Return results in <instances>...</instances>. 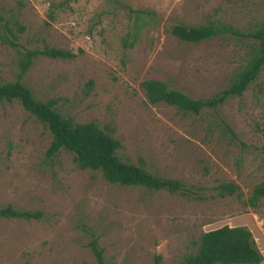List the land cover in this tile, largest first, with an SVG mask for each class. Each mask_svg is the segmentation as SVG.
I'll list each match as a JSON object with an SVG mask.
<instances>
[{
	"label": "rangeland",
	"instance_id": "374dc122",
	"mask_svg": "<svg viewBox=\"0 0 264 264\" xmlns=\"http://www.w3.org/2000/svg\"><path fill=\"white\" fill-rule=\"evenodd\" d=\"M52 1L63 4L50 21ZM124 1L156 15L130 49L121 46L127 19L106 0H0V12L25 27L21 47L46 44L76 55L34 60L24 83L35 98L56 100L75 123L112 127L121 161L142 162L154 175L183 182L188 193L106 183L65 151L48 159V130L18 102L0 103V207L41 213L38 220L0 218V264H97L91 240L105 264H153L156 257L181 264L202 233L223 225L249 230L264 264V199L254 208L244 203L264 180V70L217 111L244 149L221 133L211 110L192 115L150 105L139 85L154 79L192 98L222 89L243 64L244 48L219 38L183 43L168 30L206 20L238 29L264 24V0ZM15 59L0 44V84L14 79ZM223 183L242 196H217Z\"/></svg>",
	"mask_w": 264,
	"mask_h": 264
},
{
	"label": "trees",
	"instance_id": "16d2710c",
	"mask_svg": "<svg viewBox=\"0 0 264 264\" xmlns=\"http://www.w3.org/2000/svg\"><path fill=\"white\" fill-rule=\"evenodd\" d=\"M106 2L111 11H121L127 19L125 33L121 37V46L124 49L132 48L139 38L140 31L156 20L153 11L133 8L124 0H106ZM62 4H55L53 1L49 3L47 16L50 21L53 20L54 11ZM24 31L25 27L16 17H4L0 12V44L11 48L16 54L14 79L0 84V103L18 102L25 112L48 130L51 139L45 151L46 158L51 159L60 151H65L72 155V161L78 169L98 171L106 183L139 187L147 191L188 193L183 182L154 175L144 168L142 162L135 165L121 161L116 155L120 144L113 137L112 127L100 129L94 121L75 123L55 108L56 100L41 101L35 98L24 83V77L34 60L38 57L72 59L76 55L46 44L41 48L21 47L17 42L18 34ZM168 33L180 42L191 44L214 38L235 41L244 48L243 64L233 72L222 89L207 98H192L169 88L162 81L146 79L139 85L147 103L150 105L163 103L183 114L192 115L211 110L215 114L216 124L220 127L221 133L244 149L246 145L237 139L217 111L227 99L241 97L264 70V24L238 29L219 21L206 20L198 25L174 24ZM90 84L89 81L88 85ZM261 151L264 153V148H261ZM215 190L219 197L242 196L238 187L232 183L220 184ZM262 199H264V180L252 187L244 203L254 208ZM0 218L38 220L41 218V213L5 205L0 207ZM87 247L97 264H105L102 250L95 240L89 241ZM261 260L262 257L254 247L249 230L242 226L223 225L202 233L195 253L185 255L181 264H259ZM153 264H158V257L154 259Z\"/></svg>",
	"mask_w": 264,
	"mask_h": 264
}]
</instances>
